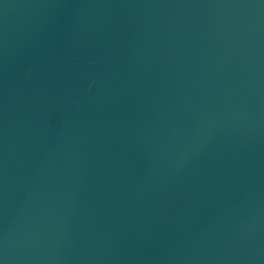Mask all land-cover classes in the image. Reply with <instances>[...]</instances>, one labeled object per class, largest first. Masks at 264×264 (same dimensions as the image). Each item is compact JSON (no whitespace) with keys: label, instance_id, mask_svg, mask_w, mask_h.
Returning a JSON list of instances; mask_svg holds the SVG:
<instances>
[{"label":"water","instance_id":"water-1","mask_svg":"<svg viewBox=\"0 0 264 264\" xmlns=\"http://www.w3.org/2000/svg\"><path fill=\"white\" fill-rule=\"evenodd\" d=\"M0 264H264V0H0Z\"/></svg>","mask_w":264,"mask_h":264}]
</instances>
